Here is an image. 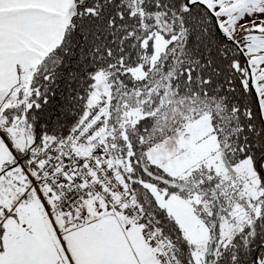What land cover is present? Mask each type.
I'll return each instance as SVG.
<instances>
[{
  "label": "snow or ice",
  "instance_id": "snow-or-ice-1",
  "mask_svg": "<svg viewBox=\"0 0 264 264\" xmlns=\"http://www.w3.org/2000/svg\"><path fill=\"white\" fill-rule=\"evenodd\" d=\"M0 264H264V0H0Z\"/></svg>",
  "mask_w": 264,
  "mask_h": 264
}]
</instances>
